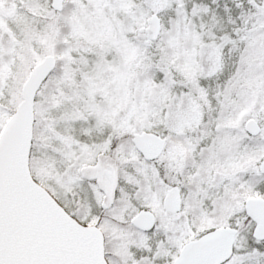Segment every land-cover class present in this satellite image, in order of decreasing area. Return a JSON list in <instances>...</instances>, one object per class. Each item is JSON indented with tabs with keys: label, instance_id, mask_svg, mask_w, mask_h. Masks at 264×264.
Returning a JSON list of instances; mask_svg holds the SVG:
<instances>
[{
	"label": "snow or ice",
	"instance_id": "6c2138e0",
	"mask_svg": "<svg viewBox=\"0 0 264 264\" xmlns=\"http://www.w3.org/2000/svg\"><path fill=\"white\" fill-rule=\"evenodd\" d=\"M0 264H264V0H0Z\"/></svg>",
	"mask_w": 264,
	"mask_h": 264
}]
</instances>
